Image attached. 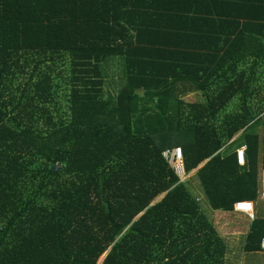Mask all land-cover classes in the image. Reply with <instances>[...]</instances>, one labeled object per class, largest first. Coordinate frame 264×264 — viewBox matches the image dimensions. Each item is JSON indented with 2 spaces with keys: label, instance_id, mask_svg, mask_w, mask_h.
<instances>
[{
  "label": "trees",
  "instance_id": "trees-1",
  "mask_svg": "<svg viewBox=\"0 0 264 264\" xmlns=\"http://www.w3.org/2000/svg\"><path fill=\"white\" fill-rule=\"evenodd\" d=\"M263 63L264 0H0V264H228L199 186L253 202L241 264H264Z\"/></svg>",
  "mask_w": 264,
  "mask_h": 264
},
{
  "label": "rangeland",
  "instance_id": "rangeland-1",
  "mask_svg": "<svg viewBox=\"0 0 264 264\" xmlns=\"http://www.w3.org/2000/svg\"><path fill=\"white\" fill-rule=\"evenodd\" d=\"M262 69H264V63L261 66ZM261 67H257V70H259ZM102 71L104 73V83L102 85V92L103 95H106L107 93L110 94H115L120 88L121 85L123 83L124 80V60L121 57H108L106 58L105 62L102 65ZM255 79L253 80V85L255 88L260 89L259 94H254L253 97H251V99H249V101L253 100L252 103L255 102V100L259 99L258 97H261L262 95H264V72H257L255 74ZM185 100L190 101V100H203L202 95L200 92H188V94L184 97ZM239 100L235 99L233 101H231V104L228 105L227 110H231L233 109V105L237 102L238 103ZM218 120L215 124H218L219 120H221V115H218ZM241 131L237 132L236 134H234V139H236L239 135ZM234 148V144H232L230 146V149ZM204 162V161H203ZM202 162V163H203ZM170 163L173 165V167L175 166L177 171H179V174L181 176L182 181H187L188 179L194 178L196 179V175L194 170H191V173H185V171H183L182 173V169L181 166L178 165V163L176 161H170ZM200 163V165L202 164ZM193 173V174H192ZM160 197L157 196L155 198V200H158ZM208 216L210 215V212L208 210H206ZM212 212V220L215 223V225L218 227L219 222H223V227H218L219 232H221L222 237L224 239H226L227 244L228 245H232L233 243L236 245H234L236 252H233V250H231L228 253V264H240L241 262V256H242V252L240 250L241 248V238L238 237H234V225H236V223L238 222H246L249 217L245 218L244 216H239L236 212L233 211H227L225 212L226 215H224L223 217H218L217 221H215V216L214 215V210H211ZM240 215L242 214L239 213ZM244 214V213H243ZM211 217V215H210ZM209 217V218H210ZM211 219V218H210ZM241 233V232H240ZM233 241V243H231ZM238 247V248H237ZM101 256L98 259V262L100 260Z\"/></svg>",
  "mask_w": 264,
  "mask_h": 264
},
{
  "label": "built area",
  "instance_id": "built-area-1",
  "mask_svg": "<svg viewBox=\"0 0 264 264\" xmlns=\"http://www.w3.org/2000/svg\"><path fill=\"white\" fill-rule=\"evenodd\" d=\"M245 150H246V147L244 145L236 148V159H237L238 164L240 165L245 164V161H246ZM163 155L168 160L169 163L170 161H176L178 165L181 166L182 173H183L184 171L183 153H182V149L180 146L172 147L171 149H166L165 151H163ZM174 169L177 171L175 166H174ZM177 173H179V171H177ZM261 198H264V167L261 170ZM233 209L240 211V212H244L250 218H253L254 216L253 202L249 200H246V199L236 200L233 204ZM260 244H261V247L264 249V237H262Z\"/></svg>",
  "mask_w": 264,
  "mask_h": 264
},
{
  "label": "crops",
  "instance_id": "crops-1",
  "mask_svg": "<svg viewBox=\"0 0 264 264\" xmlns=\"http://www.w3.org/2000/svg\"><path fill=\"white\" fill-rule=\"evenodd\" d=\"M232 140H234V137H232V138H230L227 142H226V144H224L223 145V149L225 150H230V143H231V141ZM202 165V164H201ZM192 170H194V171H196V168L195 169H192ZM190 173H191V171H190ZM189 174V173H188ZM193 174V173H192ZM195 175V174H194ZM191 181L193 182V184L195 183V184H197L198 186H199V182H198V180H197V178L196 179H194V178H191ZM201 187L199 186V188L197 189L198 190V194L200 195V197H201V200H202V203L205 205V208H206V210H208L209 212H210V215H211V217H210V215H209V217L211 218V220H212V212H211V210H214V215H216L215 216V221H217V219H218V217H223L224 215H226V213L225 212H227V211H233V212H236L239 216H244L245 218H247V217H249V216H247L244 212H242V214L240 215L239 213H241L240 211H237V210H234V209H228V210H225V209H211V207H209V204H208V202L206 201V199H205V197H204V193H203V190H201L200 189ZM244 213V214H243ZM247 216V217H246ZM250 217H249V219L246 221V222H238V223H236V225H234V229H235V234H234V237H237V235L236 234H238V237L239 238H241V241H242V243H243V238H245V234H246V232H247V230H248V227H249V222H250ZM212 222H213V220H212ZM213 224L215 225V223L213 222ZM219 224H221V225H219L218 227H223V222H219ZM216 225H215V228L217 229V231L219 232V228H218ZM241 232V233H240ZM219 234H221V232H219ZM226 240V239H225ZM233 242V241H232ZM235 245V244H234ZM236 246V245H235ZM240 264H241V262H240Z\"/></svg>",
  "mask_w": 264,
  "mask_h": 264
},
{
  "label": "water",
  "instance_id": "water-1",
  "mask_svg": "<svg viewBox=\"0 0 264 264\" xmlns=\"http://www.w3.org/2000/svg\"><path fill=\"white\" fill-rule=\"evenodd\" d=\"M138 92H142V90H138ZM102 255H103V254H102ZM102 255H101V256H102Z\"/></svg>",
  "mask_w": 264,
  "mask_h": 264
},
{
  "label": "clouds",
  "instance_id": "clouds-1",
  "mask_svg": "<svg viewBox=\"0 0 264 264\" xmlns=\"http://www.w3.org/2000/svg\"><path fill=\"white\" fill-rule=\"evenodd\" d=\"M241 146H243V145H241ZM245 146V145H244ZM246 147V146H245ZM260 178H261V175H260ZM247 215V214H246ZM248 216V215H247Z\"/></svg>",
  "mask_w": 264,
  "mask_h": 264
}]
</instances>
